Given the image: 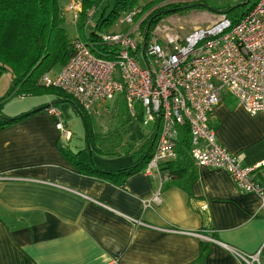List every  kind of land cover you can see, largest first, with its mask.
Returning <instances> with one entry per match:
<instances>
[{
	"label": "crops",
	"instance_id": "obj_1",
	"mask_svg": "<svg viewBox=\"0 0 264 264\" xmlns=\"http://www.w3.org/2000/svg\"><path fill=\"white\" fill-rule=\"evenodd\" d=\"M37 106L0 111V125L4 116L34 111L0 128V264H239L231 250L251 255L264 241L259 199L238 190L225 170L191 159L185 185L169 180L160 187L143 166L123 178L81 172L63 151L83 148H67L72 132L63 138ZM210 126L242 165L264 159L263 113L251 116L223 91ZM96 155L102 172L135 162L115 165L117 154ZM258 178L264 183V169ZM252 264H264V256Z\"/></svg>",
	"mask_w": 264,
	"mask_h": 264
},
{
	"label": "built area",
	"instance_id": "obj_2",
	"mask_svg": "<svg viewBox=\"0 0 264 264\" xmlns=\"http://www.w3.org/2000/svg\"><path fill=\"white\" fill-rule=\"evenodd\" d=\"M66 10L76 23L81 0H69ZM94 12V8L88 11L85 27L93 26ZM141 12L139 6L121 12L114 24L117 31L103 32L96 41L75 37L67 62L53 75L42 74L39 83L71 96L87 114L122 95L131 115L139 106L143 125L158 122L142 172L156 179L159 187L170 180L168 165L177 159L178 128L187 126L193 162L225 170L238 190L257 196L264 211V183L258 178L264 159L242 165L217 142L210 126L223 91L251 116L264 114V0H256L237 22L218 14L210 24L194 27L184 39L158 24L146 42L140 24L148 12ZM46 112L60 135L69 139L70 130L60 121L58 110L50 106ZM151 201H159L158 193ZM231 253L239 264L259 262L264 241L251 255Z\"/></svg>",
	"mask_w": 264,
	"mask_h": 264
},
{
	"label": "trees",
	"instance_id": "obj_3",
	"mask_svg": "<svg viewBox=\"0 0 264 264\" xmlns=\"http://www.w3.org/2000/svg\"><path fill=\"white\" fill-rule=\"evenodd\" d=\"M62 0H0V71H8L11 74V88L19 94H36L44 87L39 83L42 74L56 67H62L71 53V40L63 27V13L61 11ZM168 0H81V12L75 23L77 35L83 40L96 41L98 36L106 32L116 23L121 12L136 6L142 7V12L149 11L140 27L147 33L146 42L151 36L154 27L165 15L173 13L182 4L167 2ZM208 0H200L189 3L188 6L207 8L219 14H225L232 22L240 20L255 4L256 0H240L235 4L224 6L210 5ZM163 3V4H162ZM187 5V3H185ZM184 6L183 8H185ZM94 8L90 30L85 31L87 13ZM152 9V11H151ZM219 10V11H218ZM222 10V11H221ZM141 12V13H142ZM137 19V18H136ZM49 91L60 96H68L57 88L46 87ZM124 101V100H123ZM74 109L83 119L88 132V144L91 138L95 139L89 131L87 121L88 114L83 111L76 101H72ZM53 105H44L37 110H47ZM34 111L24 112L14 117H3L2 125L19 121ZM142 121L139 106L136 107V117ZM0 125V128L3 127ZM159 124H154V129L146 142L139 150L134 166L118 169L113 172L97 170L91 159V151L103 153L94 145L91 150L85 148L75 154L63 151V155L69 159L78 170L88 174L102 175V178L112 179L114 176L124 177L127 174L138 171L145 165L155 142L153 135L158 131ZM91 132V134H90ZM152 142V145H151ZM189 133L187 126L178 128V140L176 143L177 159L169 163L170 181L183 185L188 182L192 172L191 158H189ZM113 149L105 154L116 155ZM93 154V153H92Z\"/></svg>",
	"mask_w": 264,
	"mask_h": 264
},
{
	"label": "rangeland",
	"instance_id": "obj_4",
	"mask_svg": "<svg viewBox=\"0 0 264 264\" xmlns=\"http://www.w3.org/2000/svg\"><path fill=\"white\" fill-rule=\"evenodd\" d=\"M239 1L240 0H208L207 3L210 5L224 6L226 4L232 5ZM68 2L69 0L61 1V11L64 19L63 27L68 38L72 42L78 35L72 16L66 10ZM167 2L182 5H179L175 12L165 15L157 25L165 24L170 30L172 29L174 33L178 34L181 39H184L194 27H204L210 24L219 14L207 8L188 6L189 3L198 1L168 0ZM185 3H187V5H185ZM184 6L186 7L183 8ZM148 13L150 12L148 11ZM90 27L91 25L87 24L85 30L89 31ZM117 29L118 27L112 26L110 29H107L106 32L117 31ZM139 64H144L142 55L139 58ZM60 68L61 67L53 68L50 71L51 74H54L53 72L58 71ZM10 76L11 74L5 73L3 70L0 71V111L4 114L10 113L16 106L21 107L27 103H37L39 107L47 104L55 106L60 114V121L72 132L71 140L65 142V146L69 149L75 150V147L78 145L83 149H87L90 148L89 146L91 144L92 150L93 143L95 146H100L101 150L104 152L110 150L108 147H114L112 151L117 153V157L110 160H113L115 165H125V163L131 164L136 160L139 150L150 136L145 134L150 126L141 123L138 116L136 117V111L134 113L135 116L130 115L125 101H123L124 99L121 95H117L88 114V119H86L87 125L89 131L91 130L95 137V139H92L90 136V143L88 144L87 127L81 116L74 109L72 102L75 101L74 98L71 96L57 95V93L49 91L46 87H42L36 94L25 95L26 97H39V99L26 98L24 96L23 98L25 99L20 100L19 96L23 94H19L16 89L14 90L11 88L12 80ZM47 96H54L56 98L50 102L48 100H43V98ZM4 105H7V109H5ZM88 153L91 155L92 161H99L95 151L92 150L90 153L88 150Z\"/></svg>",
	"mask_w": 264,
	"mask_h": 264
},
{
	"label": "water",
	"instance_id": "obj_5",
	"mask_svg": "<svg viewBox=\"0 0 264 264\" xmlns=\"http://www.w3.org/2000/svg\"><path fill=\"white\" fill-rule=\"evenodd\" d=\"M146 37H147V33L145 32V34H144V39H146ZM46 106H48V105H46ZM155 136H156V132H155L154 135H153V140H154ZM151 145H152V142H151Z\"/></svg>",
	"mask_w": 264,
	"mask_h": 264
}]
</instances>
